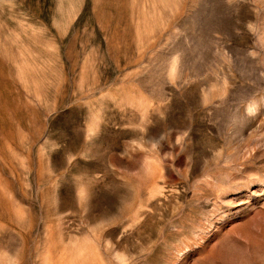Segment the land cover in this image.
Returning a JSON list of instances; mask_svg holds the SVG:
<instances>
[{
	"label": "rangeland",
	"instance_id": "374dc122",
	"mask_svg": "<svg viewBox=\"0 0 264 264\" xmlns=\"http://www.w3.org/2000/svg\"><path fill=\"white\" fill-rule=\"evenodd\" d=\"M0 264H264V0H0Z\"/></svg>",
	"mask_w": 264,
	"mask_h": 264
}]
</instances>
